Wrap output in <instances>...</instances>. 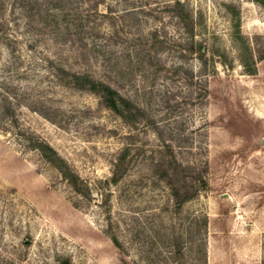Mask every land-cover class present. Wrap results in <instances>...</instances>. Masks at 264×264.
<instances>
[{
  "label": "rangeland",
  "instance_id": "1",
  "mask_svg": "<svg viewBox=\"0 0 264 264\" xmlns=\"http://www.w3.org/2000/svg\"><path fill=\"white\" fill-rule=\"evenodd\" d=\"M176 1L0 0V103L22 100L0 123V264H264V5ZM66 72L139 114L122 119ZM166 157L197 189L180 205Z\"/></svg>",
  "mask_w": 264,
  "mask_h": 264
},
{
  "label": "trees",
  "instance_id": "2",
  "mask_svg": "<svg viewBox=\"0 0 264 264\" xmlns=\"http://www.w3.org/2000/svg\"><path fill=\"white\" fill-rule=\"evenodd\" d=\"M264 5V0H254ZM180 2L176 1V6H179ZM67 79L62 80L66 84H70L78 89H86L94 94H96L101 103L108 109L115 112L122 119L127 121H134V118L139 114V108L126 96L122 95L116 88L110 84L96 79L86 73L78 72H66ZM61 81V78H60ZM61 81V82H62ZM21 98H18L16 94H7L3 96L0 103V123L1 121H8L9 123H16V117L14 114V109L22 105ZM29 108L33 111H38L35 106L28 104ZM40 113V112H39ZM33 148L38 149L42 154H44L49 160L55 163L57 169L60 173L69 180L71 186L79 191H87L86 185L80 182L77 176L70 174L69 170H66L63 160L59 158L55 150L45 142H36L32 144ZM130 148L124 147L117 155L116 160L113 164L112 174L110 177H106L102 180L103 184L107 187L111 183H115L122 175L123 169H125V159L126 155L129 153ZM164 157V156H163ZM164 162L165 167L161 170L159 176L161 178L165 177V181L171 189L172 195L175 198L178 205L183 202L193 198L197 189L192 182L189 185L179 183L180 172L183 168H178L174 166L173 163L166 157L160 158ZM158 165V164H157ZM181 180V179H180ZM199 185L202 188H207V182L201 175L197 178Z\"/></svg>",
  "mask_w": 264,
  "mask_h": 264
},
{
  "label": "water",
  "instance_id": "3",
  "mask_svg": "<svg viewBox=\"0 0 264 264\" xmlns=\"http://www.w3.org/2000/svg\"><path fill=\"white\" fill-rule=\"evenodd\" d=\"M88 186H90V185H88ZM90 188V187H89ZM90 190H91V188H90Z\"/></svg>",
  "mask_w": 264,
  "mask_h": 264
}]
</instances>
